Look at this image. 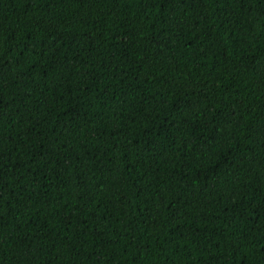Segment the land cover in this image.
<instances>
[{
  "label": "trees",
  "instance_id": "16d2710c",
  "mask_svg": "<svg viewBox=\"0 0 264 264\" xmlns=\"http://www.w3.org/2000/svg\"><path fill=\"white\" fill-rule=\"evenodd\" d=\"M0 264H264V0H0Z\"/></svg>",
  "mask_w": 264,
  "mask_h": 264
}]
</instances>
